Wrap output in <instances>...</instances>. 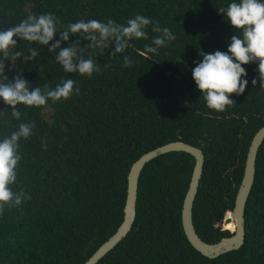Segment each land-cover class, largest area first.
Masks as SVG:
<instances>
[{
    "label": "trees",
    "instance_id": "16d2710c",
    "mask_svg": "<svg viewBox=\"0 0 264 264\" xmlns=\"http://www.w3.org/2000/svg\"><path fill=\"white\" fill-rule=\"evenodd\" d=\"M230 2L0 0V30L28 14L50 12L62 24L80 18L126 23L142 14L176 37L158 54H146L144 45L156 35L149 27V38L134 40L124 53L98 54L101 71L92 79L65 73L47 49L33 61L17 62L33 86L54 88L72 78L80 93L42 108L19 106L21 121L34 122L35 129L21 141L22 160L12 187L31 199L0 215V264H85L124 222L134 163L178 141L201 149L206 159L193 209L198 236L209 244L234 236L235 225L226 224L227 217L235 209L254 136L264 127L258 65L244 66L248 87L242 95L232 94L235 103L223 112L206 107L191 73L202 60L201 51L226 52L238 31L218 11ZM17 50L27 54L23 42ZM123 55L133 61L129 68L123 67ZM10 67L6 62V74L14 80L20 73ZM5 108L0 102V110ZM0 120V137L20 122L10 110L0 113ZM195 164L191 155L174 152L146 165L132 231L98 264H264V144L245 212V244L217 259L195 250L183 228Z\"/></svg>",
    "mask_w": 264,
    "mask_h": 264
},
{
    "label": "clouds",
    "instance_id": "9594fccd",
    "mask_svg": "<svg viewBox=\"0 0 264 264\" xmlns=\"http://www.w3.org/2000/svg\"><path fill=\"white\" fill-rule=\"evenodd\" d=\"M218 11L238 31L231 37L226 52L201 51L202 60L196 62L191 73L206 107L223 112L234 105L232 94L242 95L248 87L245 65H258L259 88L264 89V0H231ZM149 27L156 35L152 36L150 44L144 45L146 54H158L162 47L176 39L168 27L161 28L159 22L153 23L150 17L142 14L128 18L126 23L111 18H80L67 24H62L50 12L28 14L18 24L0 30V102L6 105L0 113L10 110L11 117L20 121L9 135L0 137V215L6 209L19 208L23 201L31 199L29 194L14 191L12 187L17 181V169L22 160L21 141L28 140L35 129L34 122L21 121L19 106L42 108L49 101H67L80 93L72 78L63 79L54 88L33 86L18 71L17 62L33 61L47 49L65 73L92 79L101 71L96 60L98 54H106V50L111 51V56L124 53L134 40L149 38ZM21 42L27 54L17 50ZM122 59L124 68L133 63L128 55H123ZM6 62H10L9 70L20 73L14 80L6 74ZM251 83L255 86L257 79L253 78ZM2 123L3 120H0Z\"/></svg>",
    "mask_w": 264,
    "mask_h": 264
},
{
    "label": "water",
    "instance_id": "95a60500",
    "mask_svg": "<svg viewBox=\"0 0 264 264\" xmlns=\"http://www.w3.org/2000/svg\"><path fill=\"white\" fill-rule=\"evenodd\" d=\"M263 144L264 127L254 136L245 165L244 178L236 197L235 209L227 217L226 224L231 223L235 225L234 236L224 238L216 244L204 242L198 236L193 221V209L204 173L206 162L205 155L201 149L185 142H172L143 155L134 163L128 177V194L124 211V222L115 235L103 244L85 264H98L127 238L132 231L137 216L139 181L143 170L147 164L155 159L174 152L187 153L196 161L190 187L186 194L182 210V223L188 241L195 250L209 259H217L223 255L239 251L244 246L247 237L245 212L250 194L254 187L257 158Z\"/></svg>",
    "mask_w": 264,
    "mask_h": 264
},
{
    "label": "rangeland",
    "instance_id": "374dc122",
    "mask_svg": "<svg viewBox=\"0 0 264 264\" xmlns=\"http://www.w3.org/2000/svg\"><path fill=\"white\" fill-rule=\"evenodd\" d=\"M45 117H47L46 114H45ZM223 228H224V226H223ZM224 229H225V228H224ZM231 232H234V231H231Z\"/></svg>",
    "mask_w": 264,
    "mask_h": 264
}]
</instances>
